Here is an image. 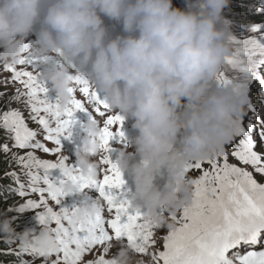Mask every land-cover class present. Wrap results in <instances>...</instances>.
Wrapping results in <instances>:
<instances>
[{
    "label": "clouds",
    "instance_id": "9594fccd",
    "mask_svg": "<svg viewBox=\"0 0 264 264\" xmlns=\"http://www.w3.org/2000/svg\"><path fill=\"white\" fill-rule=\"evenodd\" d=\"M229 6L230 0H185L184 8L172 0H0V64L37 57L36 72L61 110L80 78L110 113L129 119L134 134L114 162L131 181L134 206L167 228L192 200L186 165L229 142L236 114L248 103L242 82H217L231 54ZM104 17L120 31L113 34ZM101 127L94 116L81 124L73 155L84 176L99 175ZM101 203L97 197L82 202L76 215L98 211ZM9 210L0 212V240L50 259L59 248L52 226L17 232ZM109 247L117 248L110 254L115 264H151L125 241Z\"/></svg>",
    "mask_w": 264,
    "mask_h": 264
},
{
    "label": "snow or ice",
    "instance_id": "6c2138e0",
    "mask_svg": "<svg viewBox=\"0 0 264 264\" xmlns=\"http://www.w3.org/2000/svg\"><path fill=\"white\" fill-rule=\"evenodd\" d=\"M257 11L264 14V4ZM249 30L259 36L237 39L231 35L236 50L225 58L217 73V82H242L248 95L246 109L251 115L236 114L231 140L213 156L186 165L188 173H198L192 178V200L179 215L171 216L174 223L167 227L162 237V249L158 247L161 239L156 235L158 228L134 206L122 187L125 184L122 172L109 156L110 141L123 138L121 125L124 118L119 114H108V106L100 94L80 78H77V86L69 89L73 93L69 105L61 110L49 97V90L37 72L16 67L31 65L36 68L37 57L24 55L15 65H3L10 75H0V87L3 88L0 96L7 95L11 83H18L20 87L9 97V106L0 109V127L12 135L14 147L29 149L23 155L12 152L7 159L9 165L14 162L20 166V173H4L15 185L14 188L8 185L7 189L22 198L39 194L38 198H27L15 208L36 210L40 224H54L51 230L59 243L55 254L49 253L54 258L43 259L42 264H115L108 258L109 245L118 241H126L141 256L150 257L151 264H264V246L256 250L264 240V183L239 166L249 165L255 173L264 175V116L250 95L251 84L258 81L260 103L264 106V75L259 71L264 66V24L250 25ZM226 68L237 75L230 78ZM77 93L82 94L83 99L78 98ZM12 101L22 103L29 110V118L38 124L40 131L28 126L22 112L10 106ZM77 111L101 118L103 155L96 178L81 174L78 167L71 165L67 156L61 154L60 138L69 135L68 129ZM41 134L44 141H52L55 147H47L38 139ZM35 150L55 153L56 158L54 161L40 158ZM0 151L9 153L10 149L3 144ZM229 155L238 164L230 163ZM56 169L61 173L59 178L52 174ZM69 183L72 185L70 190L66 187ZM89 185L96 188L101 207L98 211L77 216V205L64 206L62 201L66 194ZM245 246L249 250L241 253L239 249ZM13 252L9 249L6 254ZM29 253L34 257L38 255L34 251ZM15 254L19 255V252ZM86 255L93 258L85 259ZM20 264L31 262L20 260Z\"/></svg>",
    "mask_w": 264,
    "mask_h": 264
},
{
    "label": "rangeland",
    "instance_id": "374dc122",
    "mask_svg": "<svg viewBox=\"0 0 264 264\" xmlns=\"http://www.w3.org/2000/svg\"><path fill=\"white\" fill-rule=\"evenodd\" d=\"M173 6L175 7H178V8H184L185 7V4L183 3H173ZM261 7V2L260 0H256L253 4H250L248 5V7L246 8L245 11H238V12H233L232 11H225L224 12V16L232 21V25H231V35H234L236 36L237 39H246L250 36H259V33H254L252 31L249 30V27L250 25H253V24H264V14H261L257 11L258 8ZM263 21H260L262 20ZM235 45L233 42H231V54L235 52ZM230 54V55H231ZM16 67L19 69L21 67H24L26 68L27 70H31L33 72H36V68H33L31 65H16ZM226 71V74L231 78L232 76L234 75H237L236 72H234L233 70H231L230 68H226L225 69ZM260 73L262 75H264V66H262L260 69H259ZM0 75L4 76V77H8L10 74L7 70H5L3 68V65L0 64ZM254 83V82H253ZM253 83L251 84V88L252 87H255V84L253 85ZM255 83H258V81H256ZM17 87H20V85L18 83H11L8 85V88H7V95H4V96H0V103H3V107L6 109L9 104H8V100H9V97L14 93V89L17 88ZM0 91H3V88L0 87ZM253 92V89H251V93ZM258 96V93L255 94V96ZM255 100H252L253 104L256 106V108L259 110V108L257 107V102H254ZM10 106L12 108H16V109H19L22 114L24 115L25 117V120H26V123L29 125V122H30V118H29V110L24 107V105L22 103H18L16 101H12ZM245 113H248V110L245 109ZM248 115H251L250 113H248ZM262 116V115H261ZM7 139V133L1 137L0 136V145H3L5 143ZM259 151V148L257 149ZM228 151L230 153L231 151V148L229 147L228 148ZM12 152H16L18 155H23L25 152H20V151H15V150H10L9 153H4L3 151H1L0 153L4 154V155H7L8 157L7 158H10L11 156V153ZM40 158H44V159H49V160H53V159H50L48 157H45V156H40ZM54 161V160H53ZM229 162L230 163H234V164H238V161H236L234 158H232L230 155H229ZM14 163V162H13ZM15 170L20 173V166L15 164ZM241 167H245L247 170H249L250 172L253 173V176L254 178L260 182V183H264V175H260V174H257L254 172L253 168L249 165H239ZM205 167H207V165L205 164ZM23 176V175H21ZM198 176V173L195 171L192 175H190L191 178H196ZM167 232V228L164 227L162 228V230L160 231V238L162 239L163 235H165ZM20 250V249H19ZM117 251V248L116 247H112L110 249V253L108 254V258H110V254H115ZM20 254L21 255H24L23 252L20 250ZM146 258L148 256H145ZM85 259H91L93 257L91 256H85L84 257ZM2 264V263H0ZM31 264H42V262H34V263H31Z\"/></svg>",
    "mask_w": 264,
    "mask_h": 264
},
{
    "label": "trees",
    "instance_id": "16d2710c",
    "mask_svg": "<svg viewBox=\"0 0 264 264\" xmlns=\"http://www.w3.org/2000/svg\"><path fill=\"white\" fill-rule=\"evenodd\" d=\"M256 0H230V6L228 9H225V11L229 10L233 12H242L245 11L246 8L248 7V5L253 4ZM183 3L185 4V0H172V4L173 3ZM224 11V12H225ZM260 21H263L260 20ZM0 109H5L3 107V103H0ZM4 133L6 134L7 131L5 129H3L2 127H0V136L2 137L4 135ZM7 155H4L2 153H0V212H3L7 209L12 208L11 210L7 211V215L10 217H13V225L16 228L17 232L22 231L24 228V226H19L16 221V217H17V213L14 210L15 209V204L18 205L19 202H17L14 199V193L12 191H8L7 186L8 185H12L13 181L11 180V178L7 177L4 175V173L6 171H16L15 170V165L14 163H12L11 165H9L7 163ZM17 172V171H16ZM6 197V198H5ZM13 245L15 244H6L3 242V240H0V263L2 264H20V258L14 254H6L8 253L9 249H15L13 248Z\"/></svg>",
    "mask_w": 264,
    "mask_h": 264
},
{
    "label": "bare ground",
    "instance_id": "6f19581e",
    "mask_svg": "<svg viewBox=\"0 0 264 264\" xmlns=\"http://www.w3.org/2000/svg\"><path fill=\"white\" fill-rule=\"evenodd\" d=\"M254 84L260 86V85H259V82H258V83H255V82H254L253 85H254ZM251 89H253V92L250 93V95H251V99H252V97H254V87H252ZM246 110H247V109H246ZM13 254H14V253H13Z\"/></svg>",
    "mask_w": 264,
    "mask_h": 264
}]
</instances>
